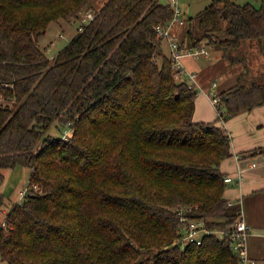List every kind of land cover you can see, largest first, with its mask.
I'll list each match as a JSON object with an SVG mask.
<instances>
[{
  "label": "trees",
  "instance_id": "trees-1",
  "mask_svg": "<svg viewBox=\"0 0 264 264\" xmlns=\"http://www.w3.org/2000/svg\"><path fill=\"white\" fill-rule=\"evenodd\" d=\"M257 1L213 0L187 19L205 29L200 39L189 30L191 47L206 39L228 53L264 42ZM101 4L0 0V210L5 171L32 170L1 224L0 264H240L228 239L176 244L182 216L226 229L239 207L228 206L221 168L232 137L195 121L198 93L177 82L163 51L157 27L173 8L168 0ZM90 10L94 18L50 59L40 37ZM219 95L225 121L263 107L264 83ZM53 126L70 132L56 138Z\"/></svg>",
  "mask_w": 264,
  "mask_h": 264
},
{
  "label": "rangeland",
  "instance_id": "rangeland-1",
  "mask_svg": "<svg viewBox=\"0 0 264 264\" xmlns=\"http://www.w3.org/2000/svg\"><path fill=\"white\" fill-rule=\"evenodd\" d=\"M233 1L240 5L252 3L257 8L261 7V2L257 0ZM101 2L102 1L100 0H92V6L95 7L94 9L101 8ZM211 3H213V0H179V6L186 19L195 18L197 14L203 11ZM81 14L79 20L76 21L72 20L68 22L60 20L57 24L52 23L47 33L40 37V46L42 49L46 50V54L50 59H53L78 33L77 30L83 15ZM58 24L61 27H58ZM228 24L227 20L223 22L225 27H227ZM184 28L190 30L196 39L202 38L205 34V29L200 26L199 21L196 19L189 23L187 21ZM176 29L177 28H175V33L180 36ZM180 37L182 38V36ZM186 38L188 39L187 36ZM181 42L184 45L187 44V41L181 40ZM164 45L166 44L163 43V46ZM201 45H206L210 54L207 59L203 57L199 59L201 62L199 60L197 62L200 67L203 66V71L207 73L210 82L217 83L216 87L211 90L213 93L219 94L225 92L238 83H241L243 86H249L252 82L264 83V42L260 40H247L242 43L240 48L228 53L218 47L208 45L206 39L201 42ZM163 51L170 56V54H168L169 51L166 52L167 50L165 48H163ZM177 82L181 83L179 80H177ZM198 98L201 102L197 100L196 102H199L201 107L199 116L195 117L197 122H215L217 125L224 126L225 128L227 127L232 139L235 141L242 136L241 127L244 125L242 116L247 115L227 118L224 121L219 117L217 109L212 106L205 95L200 94L197 99ZM201 116H205V118H202ZM66 132L69 133L70 129L68 128ZM66 132L65 134H67ZM49 133L56 138L66 136L64 133L63 135L59 130V127L56 126H53ZM31 171L30 167L23 166H16L13 169L5 171V180L2 186V191L5 196V204L0 210V227L1 224L5 227V220L12 207L23 201V192H28ZM255 212L256 207L254 208V213Z\"/></svg>",
  "mask_w": 264,
  "mask_h": 264
},
{
  "label": "crops",
  "instance_id": "crops-1",
  "mask_svg": "<svg viewBox=\"0 0 264 264\" xmlns=\"http://www.w3.org/2000/svg\"><path fill=\"white\" fill-rule=\"evenodd\" d=\"M100 1L104 2L105 0ZM58 27L61 26L58 25ZM177 30L178 34L182 36V38L179 36L181 40L187 41L185 45L191 46V38L188 35L189 30L184 27H177ZM164 48L167 50L166 52L169 51L166 45H164ZM199 59L186 58L184 64L198 76V86L202 89L198 95H205L212 104L208 94L213 92L211 90L214 88V84L217 83L210 82L207 73L203 71V66L200 67L197 62ZM196 100L201 102L199 98ZM199 102H196L194 119L200 113L201 105ZM212 106L216 108L213 104ZM244 115L247 116H242L244 124L241 127L242 136L236 141L232 139V156L225 160L221 166L222 171L227 176H236L242 171L244 177L240 183L228 184L225 198L227 200L243 198L246 221L251 230L249 254L254 263L250 264H264V153L250 157L242 156V153L249 150L264 147V106ZM202 118H205V116ZM226 129L228 130L227 127ZM255 207L256 212L254 213Z\"/></svg>",
  "mask_w": 264,
  "mask_h": 264
},
{
  "label": "built area",
  "instance_id": "built-area-1",
  "mask_svg": "<svg viewBox=\"0 0 264 264\" xmlns=\"http://www.w3.org/2000/svg\"><path fill=\"white\" fill-rule=\"evenodd\" d=\"M168 3L174 10L173 18L166 25L157 27L159 37L162 43H165L169 49L172 68L176 72V79L186 83L191 90L199 94L202 89L198 86V76L186 67L184 60L186 58L199 59L203 56L207 58L210 54L209 50L206 45L191 47L181 42L179 36L175 33V28L184 27L187 24V19L179 6V0H168ZM94 16L95 14L92 10L85 12L81 19L79 31H83L84 26L87 25ZM214 87H216V84H214ZM208 97L212 104L217 107L221 100L220 95L210 92ZM243 177V172L240 171L236 176H226L225 182L227 184L240 183ZM25 195L26 191L23 192V197ZM228 206L239 207V212L237 220L226 229H210L203 220L188 219L182 216V223L176 244H179L182 249H184L186 246L190 245H202L205 237L213 236L222 241L228 239L233 246L234 252L239 257L240 264L254 263L249 254L251 230L246 221L244 200L242 197L236 200H229Z\"/></svg>",
  "mask_w": 264,
  "mask_h": 264
}]
</instances>
